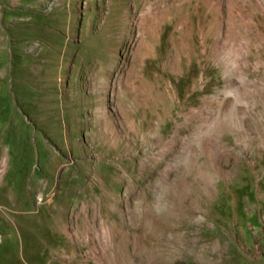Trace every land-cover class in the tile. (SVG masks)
Returning <instances> with one entry per match:
<instances>
[{
    "label": "rangeland",
    "instance_id": "1",
    "mask_svg": "<svg viewBox=\"0 0 264 264\" xmlns=\"http://www.w3.org/2000/svg\"><path fill=\"white\" fill-rule=\"evenodd\" d=\"M0 264H264V0H0Z\"/></svg>",
    "mask_w": 264,
    "mask_h": 264
}]
</instances>
